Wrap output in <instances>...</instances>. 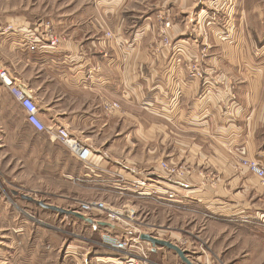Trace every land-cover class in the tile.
<instances>
[{
	"label": "crops",
	"instance_id": "crops-1",
	"mask_svg": "<svg viewBox=\"0 0 264 264\" xmlns=\"http://www.w3.org/2000/svg\"><path fill=\"white\" fill-rule=\"evenodd\" d=\"M89 3L98 17L113 21L109 30L113 39L107 41L105 53L82 54L81 44L99 40L89 25L62 29L60 21L56 30L65 32L59 34L68 42L32 51L27 34L37 25L13 23L8 18L0 21V65L12 83L8 88L0 82V264H86L91 249L75 243L79 249L66 252L69 238L54 230L69 228L70 222L54 220L45 210L38 221L30 220L21 212H27L29 205L13 194L32 196L39 194L38 189H61L64 194L69 185L85 180L89 185L83 186H92L98 193L119 195L123 186L112 176H123L146 190L156 189L160 195H175L162 201L146 190L132 191L139 199L164 208L180 210L177 204L189 199L191 207L218 216L212 219L226 222L239 217L253 228L250 235L264 253V190L246 187L244 171L234 172L228 162V154L243 146L249 156L264 164V54L257 59H229L221 44L220 49L209 47V56L198 62L201 12L194 13L195 0ZM161 10H169L173 17L174 44L171 51L157 54L156 17ZM246 14L241 13L240 22ZM35 35H43V30ZM257 43H261L259 37ZM193 65L203 69L202 79L191 76ZM97 66L100 72L94 71ZM16 90L25 91L37 105L44 126L64 129L90 150L86 164L26 122L14 96ZM101 93L120 102L121 116L103 115L98 102ZM160 161L199 167L212 164L237 190L228 198L222 188L202 189L199 180L190 184L170 179L159 172ZM95 223L72 226L86 225L100 235L116 230L109 223ZM106 256L96 252L93 262Z\"/></svg>",
	"mask_w": 264,
	"mask_h": 264
},
{
	"label": "rangeland",
	"instance_id": "rangeland-1",
	"mask_svg": "<svg viewBox=\"0 0 264 264\" xmlns=\"http://www.w3.org/2000/svg\"><path fill=\"white\" fill-rule=\"evenodd\" d=\"M90 1L91 0H0V21L8 18L9 21L13 23L23 22L33 25L48 22L53 26L54 33L59 38L60 43L68 42V40L64 35L59 34L65 32L56 30V25L57 29L59 27L58 22L63 21L60 26L62 29L74 27L75 25H80L82 27H84V25H89L90 30L93 31L94 34L99 35V40L93 38L92 45L82 46L83 44H81L80 50H82V54L85 53L88 55L97 50H99L97 51L99 54L100 52L105 53L107 50V41L113 39V35L110 32L112 31L111 27L113 26V21L112 19L98 17L92 9L93 5L89 3ZM195 2L196 6L195 9H193L194 13L201 12V17L197 25L199 32L198 62L205 60L209 56V47L216 45L219 47L218 49H220L221 44L227 49L230 55L229 59H257L261 57L262 53L264 54V50H262L261 53L259 52L260 48L264 47V0H195ZM243 11L247 13L246 18L243 19L244 23L239 20ZM166 22L170 23L169 30L167 31L169 46L164 49L162 42L163 35L160 33V28L163 27ZM93 23L97 24V27H94ZM156 24L157 40L155 44L157 48L154 52L160 54L162 51H171L174 44L171 38L173 17L169 13V10H161V13L157 14ZM140 34L141 33H139V35ZM257 37L261 39L260 44L257 43ZM254 41L257 43L256 45H254ZM96 68L101 70L99 66L95 67V69ZM191 70V76L193 78H203V69L193 65ZM98 102L104 116L117 117L122 115L123 109L120 102L108 97L105 93H101L98 96ZM105 104L116 105L118 106V110H112L110 111L111 113H109L105 108ZM239 148H244L245 152H247L245 147L241 146ZM235 155L236 153L228 154V162L233 171H244L243 175H245L247 179L246 187L251 189L256 188L258 190L260 188L261 190L259 191L263 193L264 187L259 180L250 174L248 169L241 167L239 163H237ZM247 157L253 158L249 156L248 153ZM220 167L223 168L221 165ZM157 168L162 175L166 177L176 176L179 178V181L184 180L185 182L193 184L196 180H199L197 185L202 189H209L215 192L222 188L226 193L225 196L228 198H231L229 195H231L234 190H237V185L228 184L230 181H227V175L221 178V175L217 173L216 168L212 164L199 167L197 165L191 166L180 161H176V163L173 164L160 161L157 164ZM118 177L119 178H113L112 176L110 179H116V181L123 186L122 189L124 190L118 191L119 195L107 194L105 192L98 193L97 190L91 189L92 186H83L89 185L85 180H81L82 182H75V184L82 187L75 184L69 185L68 191L64 194H61V189H59L58 192L38 189L35 190L39 192L37 195H23L35 201H41L66 211H73L75 207L79 208L84 203L101 202L105 204L112 213L119 215L114 216L115 219L111 220L107 219V212H97L90 215L95 222L100 221V223H109L113 225L112 227L116 230L114 233L109 232V234L112 233V235L125 239L146 234L159 240L170 242L185 251L193 264H253L254 262L264 264V253L259 249V242L253 238L254 236L250 235L253 228L250 230L246 227L248 225L241 223L243 220L240 221L239 217L234 216L235 218H225L228 220L226 222L212 219L211 217L218 216L212 215L205 210L197 209V207H191L189 199L183 202V204H177L180 206V210H173L168 207L164 208L154 201L149 203L147 200H141L134 196L132 191H139L140 193V189H144V187H141L142 185L140 184L125 180L126 178L123 176ZM244 180L245 179H243L241 183ZM143 191H145V189ZM164 193L160 195V193L156 191V194H152L151 196L157 200H167L168 196H165ZM246 200L247 203H249L250 197L246 196ZM22 202L28 204L30 207L27 212L21 211L22 214L30 220L38 221L41 214L44 213L42 212L43 209L27 201L22 200ZM184 203L187 204V208ZM189 207L198 210V212L196 213L189 210ZM47 212L51 213L54 220L64 219L70 222L69 228L67 226L64 229L54 228L59 234L62 232L65 238H69L70 243L67 245H70V248L69 250L66 249V252L69 251L72 253L74 250L79 249L78 243L85 244V247L91 249L90 254L87 255L89 258V260L87 259V263L89 261V264L91 262V264H93V258L96 252L103 254L102 250L98 249L96 246V243H99L102 240L101 236L108 232L102 235L91 233L90 228L86 226L87 224L80 227L72 226L82 223L75 217L59 215L50 211ZM233 219L237 220L234 221ZM242 229L247 233L243 232ZM258 233L263 235L260 231H258ZM144 245L149 248V261L152 264H183L172 251L169 252L173 253L174 256L168 254V250L156 247L155 251H160L161 253L160 255H156L153 254L155 251H152V247L149 243L145 242ZM260 255H263V257ZM259 257L262 260L259 261ZM81 258L82 257H78L79 260Z\"/></svg>",
	"mask_w": 264,
	"mask_h": 264
},
{
	"label": "built area",
	"instance_id": "built-area-1",
	"mask_svg": "<svg viewBox=\"0 0 264 264\" xmlns=\"http://www.w3.org/2000/svg\"><path fill=\"white\" fill-rule=\"evenodd\" d=\"M166 19V18H165ZM170 23L166 22L163 27L160 28L162 36V42L164 45V49L168 48L169 40L167 37V31L169 30ZM43 30V35L36 37V33H39V30ZM39 38V39H38ZM27 40H29V47L32 51L36 49H40L47 47V48H57L60 44V40L57 35L54 33L53 26L46 22L44 24L37 25L33 32H29L27 34ZM99 68H96L94 71L99 72ZM0 82L8 88L12 87V83L9 80L6 71L0 65ZM15 99L20 104L22 108L26 122L38 133H46L49 137L55 141H59L64 145L70 155L75 158L78 162L82 164H86L90 157L91 152L88 148L84 147L73 138H71L68 133L59 127H46L39 119V109L37 105L23 92L16 90L14 92ZM105 108L109 113L110 111L118 110V106L116 105H106ZM237 163L241 167L248 169L250 174L256 177L261 185L264 187V166L258 160L254 158H248L247 152H245L244 148L236 149L235 155ZM168 177V176H167ZM170 179L179 180L178 177H168ZM81 181V180H80ZM143 187V186H141ZM146 190V188H144ZM142 189V191L144 190ZM141 191V192H142ZM149 195L156 194V189L147 188L146 190ZM165 196H168V199H172L175 197L172 193H165ZM74 212L84 215V217L91 218L90 215H93L97 212H107L108 216L107 219H115L114 216H119L115 213H112L105 204L99 203H84L79 208L75 207L73 209ZM93 220V219H92ZM102 240L99 243H96L98 249H101L104 255H107L105 258H96L94 259L93 264H152L149 254V248L146 247L142 242L139 240L138 237L135 238H120L115 235L106 233L101 236Z\"/></svg>",
	"mask_w": 264,
	"mask_h": 264
},
{
	"label": "water",
	"instance_id": "water-1",
	"mask_svg": "<svg viewBox=\"0 0 264 264\" xmlns=\"http://www.w3.org/2000/svg\"><path fill=\"white\" fill-rule=\"evenodd\" d=\"M25 96L27 95V93L25 91H22ZM28 97V96H27ZM15 197H19L20 199L24 200V201H27L29 203H32L34 204L35 206L43 209V210H47V211H50V212H54V213H57L59 215H64V216H72V217H75L77 218L78 220L88 224V225H95V221L92 220L91 218H87V217H84L83 215L79 214V213H76L74 211H66V210H62L60 208H57V207H54L52 205H48V204H45L41 201H35L27 196H24V195H20V194H16L14 193L13 194ZM139 240L143 241V242H147L151 245L152 247V251L154 252L155 251V248L156 247H161V248H164L168 251H172L178 258L179 260L183 263V264H193L189 257L187 256L186 252L181 250L179 247H177L176 245L170 243V242H167V241H162V240H159L155 237H152L150 235H146V234H141L138 236Z\"/></svg>",
	"mask_w": 264,
	"mask_h": 264
}]
</instances>
